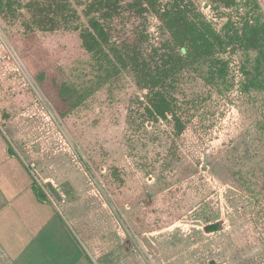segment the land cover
<instances>
[{
    "label": "rangeland",
    "instance_id": "obj_1",
    "mask_svg": "<svg viewBox=\"0 0 264 264\" xmlns=\"http://www.w3.org/2000/svg\"><path fill=\"white\" fill-rule=\"evenodd\" d=\"M69 1L77 19L54 31H26V10L0 6V126L12 146L53 178V196L106 199L126 242L122 262L264 264V91L248 87L244 70L256 51L223 53L224 81L210 82L206 64L181 73L174 95L186 128L177 135L171 120L144 115L146 90L132 72L100 83L83 39L90 17L106 16L115 44L143 40L150 52L172 40L160 10L175 0H155L156 9L146 0ZM189 1L217 31L230 17H264V0L180 3ZM212 224L220 228L208 231Z\"/></svg>",
    "mask_w": 264,
    "mask_h": 264
},
{
    "label": "trees",
    "instance_id": "obj_2",
    "mask_svg": "<svg viewBox=\"0 0 264 264\" xmlns=\"http://www.w3.org/2000/svg\"><path fill=\"white\" fill-rule=\"evenodd\" d=\"M156 9L155 0H146ZM224 7L231 8L236 0H217ZM176 2V3H175ZM161 9L165 26L172 34V40L154 46L150 52L141 43L124 40L115 44L106 27V16H91L89 27L83 32L84 45L95 55L101 75L100 83L111 80L121 71L134 74L138 86L146 93L138 101L144 107V115L156 122L171 120L177 135L186 128L178 114L177 98L174 95L176 82L181 73L197 64L207 65L208 80L224 81L228 76L229 61L222 54L237 53L242 50L256 56H249L251 66L245 68L248 74L247 85L264 91V17L258 14L253 20L240 24L232 17L221 31L204 16H201L195 4L189 1L183 5L180 0ZM7 11L22 15L26 10L23 25L26 31H54L61 27H70L77 19L78 10L69 0H29L25 4L8 0L3 5ZM256 5L261 7L257 2ZM115 7L113 6L112 9ZM115 45H114V44ZM110 48L109 52H106ZM217 224L207 226L208 231L218 230Z\"/></svg>",
    "mask_w": 264,
    "mask_h": 264
},
{
    "label": "crops",
    "instance_id": "obj_3",
    "mask_svg": "<svg viewBox=\"0 0 264 264\" xmlns=\"http://www.w3.org/2000/svg\"><path fill=\"white\" fill-rule=\"evenodd\" d=\"M12 145L0 126V264H127L106 199L78 192L54 197L53 178Z\"/></svg>",
    "mask_w": 264,
    "mask_h": 264
},
{
    "label": "water",
    "instance_id": "obj_4",
    "mask_svg": "<svg viewBox=\"0 0 264 264\" xmlns=\"http://www.w3.org/2000/svg\"><path fill=\"white\" fill-rule=\"evenodd\" d=\"M54 195L57 197V198H59V199H61V194L58 192V190H54ZM217 226L218 227H220V224H217Z\"/></svg>",
    "mask_w": 264,
    "mask_h": 264
}]
</instances>
